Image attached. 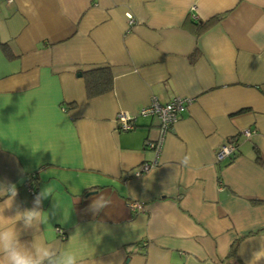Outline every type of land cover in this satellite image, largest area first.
<instances>
[{
	"label": "crops",
	"instance_id": "crops-1",
	"mask_svg": "<svg viewBox=\"0 0 264 264\" xmlns=\"http://www.w3.org/2000/svg\"><path fill=\"white\" fill-rule=\"evenodd\" d=\"M101 68L111 86L89 95ZM175 96L190 102L156 153L138 111ZM0 183L18 190L5 218L50 187L21 242L87 240L83 264H245L264 244V0H0Z\"/></svg>",
	"mask_w": 264,
	"mask_h": 264
},
{
	"label": "clouds",
	"instance_id": "clouds-1",
	"mask_svg": "<svg viewBox=\"0 0 264 264\" xmlns=\"http://www.w3.org/2000/svg\"><path fill=\"white\" fill-rule=\"evenodd\" d=\"M190 156L186 155L181 164L187 166L190 162ZM0 194L5 199V205L0 208V222L12 220L13 226L0 227V264H83L84 254L90 245L87 240H81L78 247L74 248L69 243L62 248H56L50 243H37L36 238L32 242H21V232H27L30 229H39L41 224L47 223V215L42 208V200L52 195L50 187L43 188L34 199L35 207L22 211L19 206L14 217L5 218L3 211L5 208H11L18 190L14 184L0 183ZM94 210H99L93 205ZM22 222L21 229L15 225ZM264 260V244L259 250L252 252L251 259L246 260L245 264H260Z\"/></svg>",
	"mask_w": 264,
	"mask_h": 264
},
{
	"label": "built area",
	"instance_id": "built-area-1",
	"mask_svg": "<svg viewBox=\"0 0 264 264\" xmlns=\"http://www.w3.org/2000/svg\"><path fill=\"white\" fill-rule=\"evenodd\" d=\"M128 18L129 21L132 22L131 15H128ZM189 102V98L181 96H175L166 102H160L157 98L152 97L146 105L139 109V115H151L158 121L160 135L155 141L148 142L150 147L155 148L156 153L161 147L163 135L177 120L179 113L188 105ZM134 119L135 115H132L124 110L117 111L114 117L116 127L122 131L133 129L135 127ZM252 132L253 130L250 129H243L241 131V133L246 136L250 135ZM235 149V137L233 136L218 146L215 153V160L218 161L223 158L230 157ZM155 163V161L143 163L139 169H137L135 174L139 175L143 171H147ZM27 187L31 192L34 191L28 184ZM130 206L135 208L138 206V203H131Z\"/></svg>",
	"mask_w": 264,
	"mask_h": 264
},
{
	"label": "trees",
	"instance_id": "trees-1",
	"mask_svg": "<svg viewBox=\"0 0 264 264\" xmlns=\"http://www.w3.org/2000/svg\"><path fill=\"white\" fill-rule=\"evenodd\" d=\"M220 16L211 17L205 21H197L193 22L195 25V31L198 34L202 30L206 29L217 20H219ZM85 83L87 93L89 95H94L97 93H101L107 91L111 86V74L108 69L101 68L89 71L85 73ZM258 157V156H257ZM235 247H231L230 252L234 253Z\"/></svg>",
	"mask_w": 264,
	"mask_h": 264
}]
</instances>
